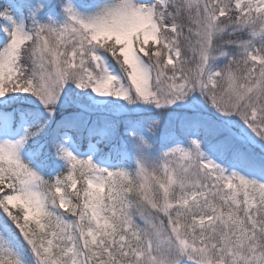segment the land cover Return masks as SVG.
I'll return each mask as SVG.
<instances>
[{
    "label": "snow or ice",
    "instance_id": "1",
    "mask_svg": "<svg viewBox=\"0 0 264 264\" xmlns=\"http://www.w3.org/2000/svg\"><path fill=\"white\" fill-rule=\"evenodd\" d=\"M0 264H264V0H0Z\"/></svg>",
    "mask_w": 264,
    "mask_h": 264
}]
</instances>
